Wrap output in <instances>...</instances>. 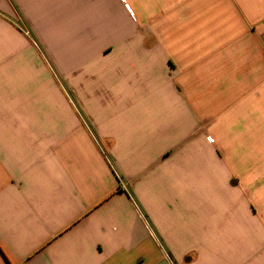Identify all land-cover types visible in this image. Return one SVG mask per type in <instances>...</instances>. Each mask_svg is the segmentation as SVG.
<instances>
[{
	"label": "crops",
	"instance_id": "obj_1",
	"mask_svg": "<svg viewBox=\"0 0 264 264\" xmlns=\"http://www.w3.org/2000/svg\"><path fill=\"white\" fill-rule=\"evenodd\" d=\"M0 264H264V0H0Z\"/></svg>",
	"mask_w": 264,
	"mask_h": 264
},
{
	"label": "rangeland",
	"instance_id": "obj_2",
	"mask_svg": "<svg viewBox=\"0 0 264 264\" xmlns=\"http://www.w3.org/2000/svg\"><path fill=\"white\" fill-rule=\"evenodd\" d=\"M26 35L28 36V37H30L31 38V33L27 30L26 32Z\"/></svg>",
	"mask_w": 264,
	"mask_h": 264
}]
</instances>
